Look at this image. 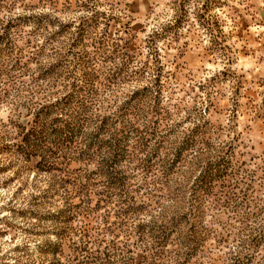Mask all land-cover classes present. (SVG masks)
I'll return each instance as SVG.
<instances>
[{
	"label": "rangeland",
	"instance_id": "obj_1",
	"mask_svg": "<svg viewBox=\"0 0 264 264\" xmlns=\"http://www.w3.org/2000/svg\"><path fill=\"white\" fill-rule=\"evenodd\" d=\"M0 264H264V0H0Z\"/></svg>",
	"mask_w": 264,
	"mask_h": 264
}]
</instances>
